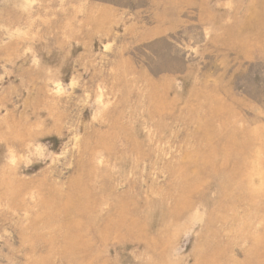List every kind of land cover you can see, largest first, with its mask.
<instances>
[{
	"label": "rangeland",
	"instance_id": "1",
	"mask_svg": "<svg viewBox=\"0 0 264 264\" xmlns=\"http://www.w3.org/2000/svg\"><path fill=\"white\" fill-rule=\"evenodd\" d=\"M0 264H264V0H0Z\"/></svg>",
	"mask_w": 264,
	"mask_h": 264
}]
</instances>
